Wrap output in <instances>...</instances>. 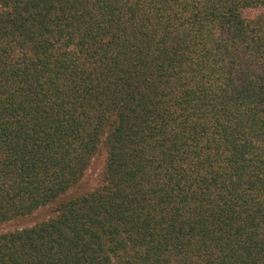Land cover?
Instances as JSON below:
<instances>
[{
    "label": "trees",
    "instance_id": "obj_1",
    "mask_svg": "<svg viewBox=\"0 0 264 264\" xmlns=\"http://www.w3.org/2000/svg\"><path fill=\"white\" fill-rule=\"evenodd\" d=\"M252 8L0 0V264H264Z\"/></svg>",
    "mask_w": 264,
    "mask_h": 264
},
{
    "label": "rangeland",
    "instance_id": "obj_2",
    "mask_svg": "<svg viewBox=\"0 0 264 264\" xmlns=\"http://www.w3.org/2000/svg\"><path fill=\"white\" fill-rule=\"evenodd\" d=\"M261 11H264V9L252 8V9L245 10L244 13L245 15L253 16ZM103 164H104L103 154H99L93 158L88 170L85 172L82 178L81 183L83 187H85L86 189H91L93 186L96 185L97 178L99 177V173L103 167Z\"/></svg>",
    "mask_w": 264,
    "mask_h": 264
}]
</instances>
